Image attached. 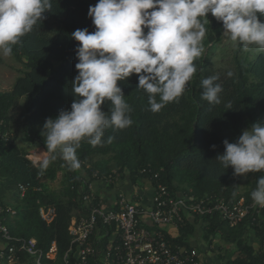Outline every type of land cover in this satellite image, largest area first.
<instances>
[{
    "label": "trees",
    "instance_id": "trees-1",
    "mask_svg": "<svg viewBox=\"0 0 264 264\" xmlns=\"http://www.w3.org/2000/svg\"><path fill=\"white\" fill-rule=\"evenodd\" d=\"M238 1L228 16L195 0H0V45L24 67L0 91V207L14 201V214L3 213L12 237L34 239L43 253L54 243L50 264H73L68 227L87 213L79 172L137 181L150 168L153 186L196 199L250 202L264 192V53L253 60L234 53L232 67L218 70L207 54L226 29L242 33V42L248 30L264 40V5ZM170 12L197 21L202 42L180 27L150 36ZM14 127L22 142L43 149L46 163L28 160ZM245 170L251 179L241 192ZM40 206L55 208L51 224L41 221ZM203 223L232 236L227 264H264L245 242L246 224L229 229L216 216ZM191 230L183 225L171 242L188 246ZM254 232L260 239L264 228ZM107 233L100 227L101 240L91 236L96 250ZM18 264L32 258L21 254Z\"/></svg>",
    "mask_w": 264,
    "mask_h": 264
},
{
    "label": "built area",
    "instance_id": "built-area-1",
    "mask_svg": "<svg viewBox=\"0 0 264 264\" xmlns=\"http://www.w3.org/2000/svg\"><path fill=\"white\" fill-rule=\"evenodd\" d=\"M5 137L6 133H0L1 139ZM139 174L142 176L139 180H158V174L150 168L142 169ZM118 179L113 171L101 178L95 173L89 180L114 185ZM85 183L87 190L81 199L87 205V213L73 217L68 227L73 264H202L198 249L173 244L165 228L173 226L179 230L190 220L201 221L214 216L229 229H236L242 224L251 229L264 228V192L250 202L244 197L236 202L224 198L196 199L183 194L173 195L158 182L152 185L149 208L132 203L119 194L117 208L107 210L102 199L92 191L90 181ZM25 190V187L19 186L21 194ZM4 212L14 214L13 210L0 207V238L5 242V247L0 250V264H18L21 254L32 258L33 264H50L55 260L54 243L47 253H43L34 239L12 237L4 223ZM38 214L41 221L49 225L56 217V210L52 206H40ZM100 227L109 230V233L105 235V247L96 250L90 238ZM260 252L264 255V235L260 238Z\"/></svg>",
    "mask_w": 264,
    "mask_h": 264
},
{
    "label": "rangeland",
    "instance_id": "rangeland-1",
    "mask_svg": "<svg viewBox=\"0 0 264 264\" xmlns=\"http://www.w3.org/2000/svg\"><path fill=\"white\" fill-rule=\"evenodd\" d=\"M201 5L207 8V11L211 14H225L231 16L233 14L234 3L240 2L238 0H195ZM264 5V0H252V6L259 10ZM241 7V4H238ZM130 13V10H128ZM251 13V12H249ZM180 27L185 35L193 37L197 42H202L203 33L200 29L198 22L195 20H188L183 17L182 14L176 12H170L163 23H155L153 30L149 32L150 36H165L171 29ZM131 28L130 26L128 27ZM242 33H233L230 29L224 31L222 40L216 43L210 52H208L209 61L212 63L213 67L218 69L230 68L232 67V57L234 53L238 56H243L248 53V58L253 60L259 52L264 53V40L258 34H253L252 31L248 30V34L243 39ZM206 52V49H203ZM24 71V67L9 56L4 47L0 45V91L7 92L11 89L15 79L21 76ZM14 127L12 130L17 133V144L18 146L25 148L29 151V157L33 162L37 164L41 163L42 160L46 163L47 155L45 152L42 153L38 146H29L28 144L21 141L22 133L16 130ZM249 137L248 143L250 145L254 144L253 133L250 130H246ZM36 164V165H37ZM251 178L249 177L247 171L243 172L241 177V192L246 189V184ZM46 185L52 191H60L56 181H46Z\"/></svg>",
    "mask_w": 264,
    "mask_h": 264
},
{
    "label": "crops",
    "instance_id": "crops-1",
    "mask_svg": "<svg viewBox=\"0 0 264 264\" xmlns=\"http://www.w3.org/2000/svg\"><path fill=\"white\" fill-rule=\"evenodd\" d=\"M39 148L42 153H44L43 149L41 147ZM25 151L27 152L28 160L36 165L37 163L33 162L29 157V151L26 149ZM44 155L46 156V154ZM42 162L45 161L42 160L41 163ZM79 173L84 177L85 182L90 181L92 191L102 199L103 206L107 210H115L117 208L116 203L119 194L124 195L128 201L137 203L143 208L147 209L151 206L152 183L148 180L142 179L132 181L128 174H124L119 177L114 185H107L99 180H89L90 178L84 173ZM178 195H182V193ZM6 201L9 203V209L12 210L14 201L10 199ZM186 224H189L192 230L191 235L186 238L185 242L188 246L198 249L202 264H227L229 258L233 257L234 252H236V246L235 243L231 241L233 240L232 236L224 234L223 231L219 229L210 233V229L203 223V220H190ZM165 231L173 240L180 236L179 230L173 226L166 227ZM99 240H101V238L97 236V234H94L93 241L97 242ZM245 242L248 246L252 247L254 252H260V239L256 236L254 229L247 228ZM103 244L104 242L102 243L104 248L105 246ZM210 246L212 248H209ZM4 247L5 242L0 238V250Z\"/></svg>",
    "mask_w": 264,
    "mask_h": 264
}]
</instances>
